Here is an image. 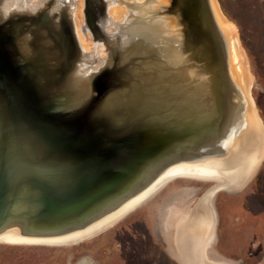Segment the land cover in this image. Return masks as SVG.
I'll return each instance as SVG.
<instances>
[{
  "label": "water",
  "instance_id": "obj_1",
  "mask_svg": "<svg viewBox=\"0 0 264 264\" xmlns=\"http://www.w3.org/2000/svg\"><path fill=\"white\" fill-rule=\"evenodd\" d=\"M5 15L0 232L52 238L109 213L116 223L174 179L146 193L168 167L233 155L249 86L231 72L211 0H0ZM96 45L95 64L85 48ZM242 186L213 189L215 218L216 192ZM129 199L139 203L120 210Z\"/></svg>",
  "mask_w": 264,
  "mask_h": 264
},
{
  "label": "rangeland",
  "instance_id": "obj_2",
  "mask_svg": "<svg viewBox=\"0 0 264 264\" xmlns=\"http://www.w3.org/2000/svg\"><path fill=\"white\" fill-rule=\"evenodd\" d=\"M215 2L227 19L221 15L224 22L234 30L248 73L249 94L264 124V0ZM77 23L80 24L81 21L77 20ZM84 41L91 44L89 37H84ZM214 184L215 181L209 178L178 176L116 223L83 240L55 244L0 242V264L255 263L264 256V155L251 177L240 189L216 192L214 208L218 217L215 227L219 232V239L211 249V245L207 246L213 241V215L209 201L206 198L200 201L191 214L188 207L192 205V201L194 205ZM165 196H172L177 202L183 200L180 205L174 207L168 203L167 207L166 202L162 204V214H167L166 219L171 220L169 221L174 232V257L177 261L170 260L172 251L155 249L148 244L150 241L159 242L154 236V220L157 203ZM198 206L201 215L200 228L195 233L197 221L191 224V217ZM185 228H190L191 233H194V236L188 237L186 241L180 234ZM118 235L123 237V247L124 251L129 253V261H121L117 250L120 247L116 240ZM181 238L191 244L188 252L181 243ZM255 242H258L257 246L260 248L251 250L250 247ZM87 255L94 261H85Z\"/></svg>",
  "mask_w": 264,
  "mask_h": 264
},
{
  "label": "bare ground",
  "instance_id": "obj_3",
  "mask_svg": "<svg viewBox=\"0 0 264 264\" xmlns=\"http://www.w3.org/2000/svg\"><path fill=\"white\" fill-rule=\"evenodd\" d=\"M215 18L221 28L224 30L229 40V49H230V58L232 60L231 72L235 78L238 80L241 78L243 85H248V73L243 62L242 52L238 46L234 30L224 22L221 15L219 7L217 6L215 0H211ZM224 16V15H223ZM226 19V17L224 16ZM227 20V19H226ZM85 52L89 56V59L92 62L102 61L103 59V48L101 45H96L92 47H86ZM95 63V64H96ZM249 105H248V114H247V127L243 130L242 135L239 140L233 145V155L223 164H219L217 161L207 160V161H188L180 162L174 164L158 175L153 186L149 187L146 193L152 192L157 184L161 181L168 178H176L178 176H198L203 178H209L215 181V184L207 189L204 194L198 199V201L188 210L190 214L193 212L197 204L203 199L209 201V206L212 211L211 198L212 191L215 188H229V187H238L245 184V182L251 177L255 171L258 163L263 158L264 153V127L261 124L259 117L255 111L253 105V99L250 95L247 96ZM139 203L137 199L125 200L120 205V210L125 209L133 205V203ZM200 206H198L191 217L192 221H197L195 233L200 228ZM187 212V213H188ZM113 213H109L104 216L101 220H96L93 223H90L87 227L82 229H73L67 233L59 235L52 238H26L20 235L19 230L15 226L8 227L5 231L0 232V242H13V243H26V244H35V243H62L69 242L71 240H76L81 238H89L95 235V233L101 232L103 228H107L112 225L114 220ZM213 224L212 228H215L216 218L213 214ZM99 231V232H98ZM190 228H185L181 231V236L185 241L187 238L194 236V233H191ZM190 235V236H189ZM190 241V240H189ZM211 244L207 245L210 246ZM207 246L205 248H207ZM204 248V249H205Z\"/></svg>",
  "mask_w": 264,
  "mask_h": 264
},
{
  "label": "flooded vegetation",
  "instance_id": "obj_4",
  "mask_svg": "<svg viewBox=\"0 0 264 264\" xmlns=\"http://www.w3.org/2000/svg\"><path fill=\"white\" fill-rule=\"evenodd\" d=\"M182 201L183 200H181L180 202H177L174 199H172V197H171V199L166 201V204L164 203L163 200H161L159 203H157L156 215H155L156 221L154 220V222H155L154 236H156V238L159 240V242L150 241L148 243L149 245H151L152 248L172 251V255H170L171 261H177L174 257V249H175L174 241H173V233L174 232H173L172 228L170 227V221H171L170 218L166 219L167 214L166 215L162 214V208H163L162 204L164 203L167 207H168V205L171 207H174L175 205L176 206L180 205V203H182ZM167 203H168V205H167ZM193 203H194V201H192V205L189 206L188 208L192 207ZM214 203H215V198H213V201H212L213 207H214ZM217 217H218V215L216 214V220H217ZM167 221H169V225H168ZM121 232L122 231H120V233ZM142 235H144V234H142ZM147 237H148V239H150L149 235ZM79 239H81V238H79ZM218 239H219V232L217 231V228L215 227L214 234H213V241H212V244L210 246L211 249H213L214 246L218 243ZM116 240H117V245L120 246L117 248V250L120 253L121 261H129V253L124 251L123 237L121 235L120 236L118 235V236H116ZM62 243H64V242H62ZM181 243H183L185 245V250L188 252L190 250L189 248H191V244H187L185 241H183L182 238H181ZM53 244H55V243H53ZM85 261H94V260L92 259V257L90 255H87V256H85Z\"/></svg>",
  "mask_w": 264,
  "mask_h": 264
},
{
  "label": "crops",
  "instance_id": "obj_5",
  "mask_svg": "<svg viewBox=\"0 0 264 264\" xmlns=\"http://www.w3.org/2000/svg\"><path fill=\"white\" fill-rule=\"evenodd\" d=\"M257 244L258 242L252 243L250 249L252 250L253 248H257V249L260 248L259 246H257ZM231 261H235V260H231ZM253 264H264V256L263 257L261 256L260 259Z\"/></svg>",
  "mask_w": 264,
  "mask_h": 264
},
{
  "label": "clouds",
  "instance_id": "obj_6",
  "mask_svg": "<svg viewBox=\"0 0 264 264\" xmlns=\"http://www.w3.org/2000/svg\"><path fill=\"white\" fill-rule=\"evenodd\" d=\"M8 19H9V17L7 15H5L4 20L0 21V22H7Z\"/></svg>",
  "mask_w": 264,
  "mask_h": 264
}]
</instances>
